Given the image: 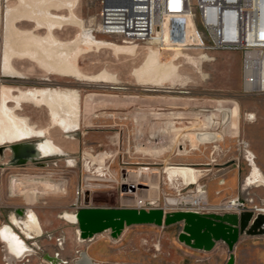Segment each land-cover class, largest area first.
I'll list each match as a JSON object with an SVG mask.
<instances>
[{"label": "rangeland", "instance_id": "374dc122", "mask_svg": "<svg viewBox=\"0 0 264 264\" xmlns=\"http://www.w3.org/2000/svg\"><path fill=\"white\" fill-rule=\"evenodd\" d=\"M17 5V0H0V59L5 43V14ZM50 12L70 17L65 8ZM98 12V0H74L71 14L81 26L75 22L62 23L52 28L50 34L57 41L67 43L84 32L99 41L133 46L128 53H116L111 47H91L70 61L84 76L105 73L113 82L78 81L72 76L47 73L28 59L17 58H13V67L22 78L3 77L0 73V100L1 86L10 88L13 94L17 90L46 88L78 96V123L72 131L57 127L46 107L22 103L19 110L11 112L25 118L36 130H42L43 135L0 143L6 146L18 141L47 139L60 151L50 156L46 167L31 163L8 167L9 150L4 149L0 156V223L7 216H14L16 210L22 211L18 220L32 211L42 231L38 239L24 240L30 248L33 242L38 247L32 249L28 264H49L44 260L45 255H56L62 264H74L80 252L94 254L95 251L106 255L105 264H140L143 259L146 264H164L160 250L172 247L174 228L130 226L116 239L105 231L78 241L77 227L64 216L70 215L76 188L84 191L82 202L88 207L132 208L135 198L147 193L154 199L158 196L162 202L161 191L166 192L163 183L168 180L164 178L167 169L161 171V168L186 165L185 168L196 171L195 181L204 186L212 204L234 196L252 198L257 205L264 200V183L246 182L253 164L264 175V92L241 91V53L199 49L193 34L198 42L200 38L205 42V38L200 31L192 32L191 24L187 38L171 35L169 39L167 28L163 27L161 46L141 42L123 44L97 31ZM16 27L33 30L39 36L48 33L47 28H38L26 20L16 22ZM171 28L176 31L174 25ZM150 52L157 53L158 62L174 65L178 76L173 82L139 83L136 73ZM6 104L16 107L12 102ZM249 113L254 115L252 121L245 119ZM233 115L235 118L231 119ZM199 130L206 133V138L198 150H190L194 142H189V138ZM215 130L221 135L223 132L224 141L218 139ZM241 139L248 144L245 151L236 145ZM150 142L156 145L162 142L165 147L159 152L144 153L143 147H150ZM246 151L251 152V157ZM142 168L149 170L135 173ZM97 173L102 176L97 177ZM128 182L138 185L134 192L121 191V186ZM181 182L184 181L171 183ZM248 239L247 246L241 250L234 248L235 264H264V235ZM6 253L0 240V264H6ZM21 258L11 264H20Z\"/></svg>", "mask_w": 264, "mask_h": 264}, {"label": "built area", "instance_id": "2783aa9c", "mask_svg": "<svg viewBox=\"0 0 264 264\" xmlns=\"http://www.w3.org/2000/svg\"><path fill=\"white\" fill-rule=\"evenodd\" d=\"M98 3L97 31L101 35L119 39L123 44L148 43L156 31L163 27L167 28L169 39L171 35L187 38L191 24V31L196 34L200 31L205 38V42L201 38L198 42L193 34L194 42L198 44L195 43V46L199 49L241 53L243 93L264 92L260 71V63L264 59V0H98ZM173 25L176 31L172 30ZM236 145L239 150L245 151L248 148L243 139L236 141ZM133 186L136 188L138 185ZM163 186L167 193L161 191L162 202L158 196L154 199L147 193L135 198L132 208H160L164 213L192 211L240 214L250 211L254 216L264 215V200L257 205L252 198L244 200L234 196L212 204L200 182L172 184L168 181ZM83 193L82 189L76 188L72 213L88 207L82 202ZM168 199H174L175 202H169ZM31 246L38 248L36 242L31 243ZM31 255L32 252H26L19 263L28 264Z\"/></svg>", "mask_w": 264, "mask_h": 264}, {"label": "bare ground", "instance_id": "6f19581e", "mask_svg": "<svg viewBox=\"0 0 264 264\" xmlns=\"http://www.w3.org/2000/svg\"><path fill=\"white\" fill-rule=\"evenodd\" d=\"M17 1L18 5L9 8L5 14V43L4 47H2V58L0 59V69H2L0 73H2L3 77L18 79L22 78L21 74L13 67V58H17L28 59L29 61L36 63L47 73L57 74L65 77L72 76L78 81H105L110 79L111 77H109L105 73H100L95 76L89 77L84 76L80 74L73 67V65H71L70 61L75 60L79 53H82L83 51H86L91 47H111L115 50L116 53H128L133 50V46H122L102 40L99 41L93 38L91 35H79V37L76 38L73 42L65 43L57 41L54 38L53 33L50 34V30L52 28L59 27L62 23L70 22H75L80 25V22L74 20L71 14V7L74 0ZM61 8L67 9L70 12V17L55 15L50 12V9L57 10ZM23 20L33 22L34 25L38 28H47L48 33L45 36H39L33 30L18 29L16 25H14V22ZM162 33L163 28L157 30L156 35L147 44H156L158 46H161ZM156 54V52H150L141 68L137 71L136 77L139 83H152L158 85L162 81L166 80L173 82L174 78L178 76L175 72L174 65L169 62L166 64L158 62V57L156 58ZM201 58L206 59V57L204 56H202ZM260 69L262 77L261 81L264 86V59L260 63ZM8 102H12L13 105L17 106V110H19L22 103H35L36 106H44L50 110L53 122L62 124L64 119H68L66 115H69V111L72 110L73 107L77 108L78 96L73 92H61L57 91L56 89L51 90L46 88L32 89L29 91L17 90L16 93L13 94L9 89L2 88L0 106V143L35 135V132L26 125L24 120L25 118L18 117L14 112H11L14 107H9L7 104H5ZM232 118H235V115H233L231 119ZM245 119L248 121H252L254 119V115L250 113L245 114ZM65 128H70V122L68 124L67 122L65 123ZM214 133L220 141H224L223 132L222 135L217 130H215ZM193 137H195V140ZM205 138L206 133L204 131L199 130V132L197 131V133H193L192 139L189 138V142L190 140L194 142V145L190 150H198L199 144L203 140H205ZM46 141L49 153H59V149L55 145H52L51 142L47 139ZM246 153L249 157H251L252 154L250 151H246ZM185 167L186 166H168L166 173H164L165 180H168L170 182L181 180L191 184H197L195 181L196 171ZM96 176L101 177L102 175L101 173H97ZM246 182H248L249 185L253 183L256 184V182L264 183V175L259 172L254 164L252 165L250 177L246 180ZM168 200L172 203L175 202L174 199ZM64 216L68 223L75 224L72 212H70V215L66 214ZM10 217L11 216H9L8 220L11 224ZM12 217L14 225L19 227L20 231L23 233L21 235H25L28 239L40 237L42 235L38 219L32 211H28L23 220H18L15 216ZM2 232L4 233L2 237L4 246L6 252L8 251L9 253L6 256V259L8 261V263L6 264H11L12 262L9 261H15L17 258H21L24 252L31 251L32 248L30 249L29 245H26L22 240H19L17 237H15V235L11 234L10 230L7 227H4ZM76 234L78 235V241H81L82 239L79 237L78 230ZM50 257H56L57 259H59L57 256Z\"/></svg>", "mask_w": 264, "mask_h": 264}, {"label": "water", "instance_id": "95a60500", "mask_svg": "<svg viewBox=\"0 0 264 264\" xmlns=\"http://www.w3.org/2000/svg\"><path fill=\"white\" fill-rule=\"evenodd\" d=\"M4 149L10 155L6 162L8 167H22L31 163L46 167L52 156L48 152L46 139L24 140L0 146V156ZM133 185H122V192H134ZM17 215L22 211L17 210ZM75 226L82 240H89L95 235L109 231L110 237L116 239L126 227L150 225L169 227L181 225L177 241L184 246L198 251L209 252L218 242L227 247V259L224 264H234V248L242 236L264 235V215H253L250 211L236 213H196L192 211L163 212L160 208H96L85 207L73 213ZM56 256V255H55ZM49 264H62L61 259L44 256ZM74 264H95L86 252H80Z\"/></svg>", "mask_w": 264, "mask_h": 264}, {"label": "crops", "instance_id": "0c3cea01", "mask_svg": "<svg viewBox=\"0 0 264 264\" xmlns=\"http://www.w3.org/2000/svg\"><path fill=\"white\" fill-rule=\"evenodd\" d=\"M14 25H16V22H14ZM79 26H81V25H79ZM80 35H90V34L83 32ZM109 81L113 82L112 77L110 79H108V80L99 81V82L100 83H106V82H109ZM1 88H5V87L1 86ZM5 89H7V88H5ZM0 106H1V100H0ZM16 110H17V106L14 107V109L12 111L15 112ZM77 111H79V109L73 107L72 110L69 111V115H66L68 119H64L62 124H60V123L53 122L51 112L48 109L49 117H50L51 121L57 127L61 128L65 132L72 131L74 128H76V125L78 123ZM24 120H25L26 125L29 128H31L32 131L35 132V135L27 136L25 138H29V137H32V136H41V135H43L44 132L42 130H36L33 126L28 124L26 119H24ZM66 122H67V124L70 122V128H67V129L65 128V123ZM25 138H21V139H25ZM149 145H150V147H143L144 153L159 152V151H162V147H165V143H162V142H159L157 145H156V143L153 144V143L150 142ZM56 154H58V153H56ZM187 164H189V163H187ZM170 166H177V165H170ZM179 166H186V165H179ZM167 167H168V165L163 167V168H161V171H165L167 169ZM148 170L149 169L142 168L141 170H139V171H137L135 173L143 174L146 171L148 172ZM145 192H147V190ZM15 212H14V216L17 217V218H20V215H17ZM6 218H7L6 221L0 223V240H1V242L3 244H4V241H3L2 237H3L4 233L2 231H3L4 227H7L10 230L11 234L15 235V237H17L19 240H23L24 243H25V241L29 240L28 238H26L25 235H21L23 233L20 231L19 227L14 225L12 216L10 217V219H11V224L13 226L10 224V222L8 220L9 216H7ZM167 228H170V229L174 228L175 235H174V239H173L174 241H173L172 247L160 250V252H161L160 255H162V257L163 256L165 257L163 259L164 260V264H224L226 262L227 247L222 242L216 243L215 247L209 252L193 250V249H190V248L184 246L183 244H181V243H179L177 241V235H178V233L181 230V225L180 224L169 226ZM38 238L39 237H34V238H31V239H38ZM248 238H250V237L249 236H242L239 239V242L235 246V251L236 250H241L243 247L247 246V243L249 242ZM25 244L27 245V243H25ZM30 246H31V244H30ZM31 247H32V249H34V248L36 249V247H34V246H31ZM32 249H31V252H33ZM25 253L26 252H24V254ZM7 254H9L8 251H7V253L5 255V258H4L6 263H8V261L6 259ZM24 254H23V256H24ZM88 256L90 257V259L95 264H105L106 255L100 254L99 252L95 251L94 254L88 253ZM9 262H14V260H11ZM140 262H138V263L146 264V261L144 259L142 261H140ZM235 262H236V260L234 259V264H235Z\"/></svg>", "mask_w": 264, "mask_h": 264}, {"label": "flooded vegetation", "instance_id": "af4514ba", "mask_svg": "<svg viewBox=\"0 0 264 264\" xmlns=\"http://www.w3.org/2000/svg\"><path fill=\"white\" fill-rule=\"evenodd\" d=\"M10 153V152H9ZM48 163V162H47Z\"/></svg>", "mask_w": 264, "mask_h": 264}]
</instances>
